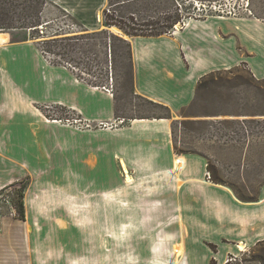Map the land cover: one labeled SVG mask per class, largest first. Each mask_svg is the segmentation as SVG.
<instances>
[{"label":"rangeland","instance_id":"374dc122","mask_svg":"<svg viewBox=\"0 0 264 264\" xmlns=\"http://www.w3.org/2000/svg\"><path fill=\"white\" fill-rule=\"evenodd\" d=\"M213 1H218L224 8L234 7L239 10L238 15L229 17H250L264 22V0H133L125 3H122L121 0H112L111 2L115 4L110 6L106 2L103 9L100 10V22L105 26V13L107 10H114L117 23L123 29L116 25L113 26L117 27L121 34L112 32L111 26H106L109 28L107 29L108 34L93 35V32L96 31L84 29L52 37L42 36L33 30H10L13 38L24 37L25 34H34L35 37L32 36V38L38 41L39 48L48 50L47 53L44 52V55L49 61L68 67L86 80L105 84L106 88L111 89L110 93L115 98V111L118 116L115 121L111 122L115 124L112 128H99L95 121L89 128L84 125L83 121L63 125L51 119L55 117L71 120L83 118L77 111L60 104L43 103L35 105L46 122L71 128L64 133L56 134V136L61 137V140H64L63 137H70L69 151L76 150L83 156H55L56 159L52 167L55 173H53L52 178L23 175L14 181L16 183L14 187H7L0 191V218L4 217L7 220V236H14L15 226L17 229L21 227L23 264H33L34 248L35 250L38 248L40 255H44L45 258L48 253L46 251L51 252L53 250L46 246L48 245L46 235L54 227L41 224L31 225L29 221V225H26L22 220L16 218L14 205L17 195L15 191L25 179L28 183L23 197L28 198L33 195L42 197L40 203L43 206V216L45 217L54 212L51 210L52 200L48 198H55L66 192L82 193L85 197H81L80 206L86 212L87 221L91 218L90 223L81 226L82 231L87 236L86 255L88 264H95L97 259L100 262V258L104 264H111L112 249L115 248L113 249L115 254L117 247L108 244L104 248L101 245L99 239L101 233L107 231L108 220L100 222L99 218L105 216L106 213L105 209L98 211V207L100 208L104 204L110 206L112 200L115 202L116 198V191L111 194L113 198L105 193L111 191L110 185L100 186L99 182L100 174L110 170L111 156H94V152L97 150L93 145H90L94 142L90 138L87 145H80L79 139L84 138L80 131L113 130L128 125L130 119L134 117L163 119V116L168 115L174 151L176 145L182 152L180 154H176V151L173 154L170 153L171 156H167L169 162L165 163L166 165L162 163L163 156H159V165L161 168L164 167L162 170L167 169L166 166L170 165L175 166L177 170V178H174L171 183L165 181L166 187L160 193L151 192V188L155 184H159V182L152 180L146 181L143 184L145 186L141 184L138 190L133 187L129 188L123 197L134 199L131 203L141 206L148 202L154 204L163 200L162 202L165 203L167 209L164 212L167 211L166 216L169 218L175 210V198L182 197L183 203L188 205L198 200L200 203L207 204V201H213L212 189L210 188L219 185L229 192L231 198L240 206L239 208H243L242 213L246 221L258 220L253 223L251 228L264 230V77L256 78L245 64L215 70L210 75L206 74L208 76L205 78L204 85L197 91L193 100L188 105L173 112L170 108L167 110L164 107L166 105L135 92L133 70L130 68L129 62L121 56L123 51L118 46L119 41L113 37L107 38V35L113 34L127 39L129 36L124 31L131 33L135 31L133 28H136V32L139 33L141 28L143 30L141 33L166 31L165 34H172L175 24L179 23L182 27L184 25L183 20L198 13L197 7L200 4L209 5ZM246 3H248L247 7ZM19 9L17 7L15 13L12 14L15 24H17L16 15ZM249 11L250 13H248ZM200 13H205V11L200 10ZM42 17L53 20L47 29H57L67 19L79 24L74 18L70 15L66 16L65 12L50 2L46 4ZM130 18L132 19L130 20ZM79 25L81 26V24ZM68 37L77 38L66 39ZM0 38H2L0 40H5L4 35H0ZM52 38L65 39L59 46L56 43L46 42ZM109 43L112 45V55L108 50ZM46 104L57 106V110L53 114H49L51 117L43 112V106ZM118 120H122L121 123ZM164 120L167 124V120ZM65 123L67 122L65 121ZM166 135L164 139L170 152V138L168 133ZM100 137L109 138L110 136L103 134ZM57 151L64 150L58 148ZM190 160L197 162L198 169L189 164ZM208 164L211 171L207 168ZM114 170L118 171L120 177L115 185H123L121 182V164L119 166L115 162ZM182 174L183 177H181ZM214 176L221 179L223 184L215 183L213 181ZM78 181H83L85 186L81 187ZM147 182L150 183L151 188L148 187ZM170 185L173 186L174 192L171 191ZM117 192L119 198H122L119 190ZM46 195L48 198H45ZM33 202L32 198L27 199V204ZM61 202H65L63 198ZM204 206L200 205L199 208L202 214L198 210L199 219L192 220L189 218L186 224H183V219L179 213L177 214V224H135L132 227L134 233L132 238L121 237L118 240V264H130V260L133 258L136 260L134 264H148L147 261L152 264L151 261L156 257L178 264L175 262L176 260L181 262L186 258H183V255H186L184 238L191 252V255H187V264H219L222 258L227 261L230 256H233L230 254L231 244L236 245L239 241L245 243L244 250L237 251L235 255L239 264H264V242L258 244L256 241L247 244L243 239L235 242L228 238L208 241L206 237L211 227L207 226L210 217L206 205ZM90 207L92 212L89 211ZM220 208H222V204H220ZM225 208L227 214L231 211L232 215L239 210L233 206L231 208L225 206ZM74 212L75 215L79 214L77 211ZM58 213L59 216H62V213ZM252 214H254L253 217ZM95 215L97 216L96 219ZM106 218L108 217L106 216ZM55 228L61 232H66L69 228L75 229V226L60 224L55 225ZM235 232L238 231L235 230ZM249 234L246 232L245 236ZM153 246H158L161 249L160 256L153 254Z\"/></svg>","mask_w":264,"mask_h":264},{"label":"crops","instance_id":"0c3cea01","mask_svg":"<svg viewBox=\"0 0 264 264\" xmlns=\"http://www.w3.org/2000/svg\"><path fill=\"white\" fill-rule=\"evenodd\" d=\"M48 2L74 18L81 24L82 30L109 29L103 26L102 22L95 21L96 12L102 10L108 0H48ZM192 19L194 22L191 26L188 27L184 23L182 27L180 26L179 33L175 32L173 27V32L169 35L163 33L127 37L131 44L135 92L166 105L173 112L193 100L198 80L207 73L245 64L256 78L264 77V22L258 19L260 23L257 24L253 22L255 18L241 16H204ZM0 35L5 37V40H0L1 191L23 175L52 178L55 173L52 169L55 156H83L76 150L69 151L70 137H63L64 140H61V137L56 136L71 128L46 122L36 104H60L77 111L83 119L93 122H113L116 116L115 99L112 94L79 80L68 67L49 61L40 50L36 39L28 36L13 38L10 31H0ZM136 118L130 119L128 125L113 130L80 131L84 136L79 139L80 145H87L90 138L94 141L93 143L89 141L90 145L97 150L94 156H111L110 170L100 174L99 182L100 186L110 185L111 192L116 191V198L115 202L112 200L110 206L104 204L98 207L99 212L103 209L105 213L107 212L105 216L99 218L100 222L109 220L110 223L119 225L120 222L129 219V214L133 224H177L179 213L183 224H186L189 218L198 220L200 205L202 207L206 205L210 217L207 226H211L206 237L208 241L228 238L237 242L243 239L247 244H251L264 240V230L251 228L258 220L246 221L242 213L243 208H239L229 192L219 185L210 188L213 201H207V204L198 200L188 205L183 203L182 197L175 198V210L169 218L166 216L167 211L164 212L166 206L163 200L154 204L148 202L141 206L131 203L134 199L127 197L130 200L129 205L125 210L120 208L117 192L120 185H115L120 177L118 171L114 170L115 162L120 166L118 157L126 160L129 171L133 172L135 177H145L151 176V173L160 175L164 167L161 168L159 165V156H163L162 163L167 164L169 162L167 156L175 153L168 118H163L162 121L160 118H145L149 121H138ZM151 119H157L158 122H150ZM164 119L167 120V124ZM134 120L136 122H133ZM167 133L170 138V152L164 139ZM103 134L110 137H100ZM58 148L64 151L56 152ZM185 156L191 159L188 155ZM153 181L159 184L151 188L147 182L151 192L160 193L166 187L163 180ZM78 183L81 187L85 186L83 181ZM170 187L174 192L173 186ZM148 189L144 190L150 191ZM218 196L221 198L217 199ZM81 197L85 196L82 193L69 192L61 193L55 198H48L46 195L45 198L52 200L51 210L54 211L47 217L43 216L44 210L40 203L42 197L29 196L28 198L34 200L29 204L28 198L23 197L25 221H29L31 225L54 226L46 235L48 245L45 244L53 250H50L51 252L47 250L45 258L44 255H40L38 248L37 250L34 248L33 264L89 263L86 255L87 236L81 226L86 225L91 218L87 221L86 212L80 206ZM62 198L65 202H61ZM225 206L229 208L233 206L239 210L234 215L231 211L227 214ZM74 211L79 214L75 215ZM58 212L62 213V216H59ZM108 214L109 218H106ZM60 224L75 226V229L69 228L66 232H61L55 228V225ZM246 232L250 234L245 236ZM133 236L134 233L128 239ZM185 242L184 238L186 255H183V258H186L181 262L176 260L178 264H187V255H191ZM111 245L117 247L115 254L113 253L115 248L112 249L111 264H118V239L115 242L113 240ZM231 245L230 254L235 256L237 254L235 244ZM153 247V254L160 256L161 249L158 246ZM167 262L175 264L168 260ZM147 263L149 264L148 261ZM0 264H23L21 227L17 229L15 226L14 236L8 237L7 220L4 217L0 218Z\"/></svg>","mask_w":264,"mask_h":264},{"label":"trees","instance_id":"16d2710c","mask_svg":"<svg viewBox=\"0 0 264 264\" xmlns=\"http://www.w3.org/2000/svg\"><path fill=\"white\" fill-rule=\"evenodd\" d=\"M112 0H108V3L110 6H112L113 4H115L114 2H111ZM128 1H133V0H121L122 3L128 2ZM17 3V4H16ZM48 3V0H0V31H10V30H16V29H20V30H25V31H29V30H33L35 32H37L38 34V30L35 29L34 27L39 25L41 23V19H42V12L46 6V4ZM19 7V12L16 15L17 19L16 22L17 24H15L14 22V18L12 16L13 13H15V9ZM106 16V21H105V26H119L117 23V19H116V14L115 11H111V10H107V12L105 13ZM132 18H130L131 20ZM175 24V23H174ZM120 27V26H119ZM121 29H123L122 27H120ZM133 30H135L134 32H127L124 31L128 36H134V35H158V34H163L166 31H160V32H150V33H141L143 30L140 28L139 32H136V28H133ZM101 33H106L108 34L107 29H101L99 31L93 32V35H100ZM25 36H28L30 38L35 37L34 34L32 35H28L25 34ZM110 37H113L115 39H117L119 41V47L122 49L123 53L121 54V56H123L130 65V68L133 70V64H132V51H131V44L129 42V40L124 39L122 37H118L115 36L113 34H109L107 35V38L110 39ZM73 38H77V37H68L66 39H73ZM65 38H52V39H48L46 42L47 43H56L59 46L62 45V41ZM57 45V46H58ZM43 53H47L48 50H45L44 48L40 49ZM108 50L110 52V54H113V50H112V45L109 43L108 44ZM49 51H51L49 49ZM52 52V51H51ZM212 72L207 73L208 75H210ZM76 77L79 80L85 81L86 83H88L91 86H95V87H107L105 84L103 83H99V82H93L90 80H86L83 77L79 76L78 74H75ZM208 75H203L197 82L196 85V91H195V95L197 93V91H199L202 86L204 85L205 82V78ZM115 99V98H114ZM167 110L169 107L164 106ZM115 116L118 117L116 115V111H115ZM135 118V117H134ZM138 118H149V117H138ZM162 118H169L168 115L163 116ZM244 120V119H243ZM175 151L177 153H181L182 150L178 149L175 145ZM208 170L211 171V168L209 167V164L207 165ZM213 181L215 183L218 184H223V181L221 179H219L217 176H214ZM27 180H23L21 182V184H19V188L16 189L15 193L17 195L16 200H15V205L14 208L16 210V218L24 220L25 217V209H24V202H23V194H24V190L27 187ZM16 185V183H10L7 186H5L3 189L7 188V187H14ZM2 189V190H3ZM1 190V191H2ZM262 242H264V240H260L258 241V244H261ZM239 264V261L237 260V257L235 256H230V258L225 262V264Z\"/></svg>","mask_w":264,"mask_h":264},{"label":"bare ground","instance_id":"6f19581e","mask_svg":"<svg viewBox=\"0 0 264 264\" xmlns=\"http://www.w3.org/2000/svg\"><path fill=\"white\" fill-rule=\"evenodd\" d=\"M223 17V16H222ZM217 18V17H216ZM219 18V17H218ZM235 20H242V19H235ZM95 21L97 23L100 22V10H98L95 14ZM192 22H194V20L192 18L186 19L185 24H187V26H191ZM255 23L259 24L260 21L258 19H254ZM180 24L177 23L174 25V29L176 30L175 32L179 33L180 30ZM110 30L114 33H118L121 34V32L119 31V29L115 26H111ZM2 39V38H0ZM163 119H161L160 121H162ZM138 121H149L148 119H138ZM133 122H136V120H134ZM150 122H158V120L156 119H151ZM68 126V125H67ZM119 162L121 164V174H122V182L123 185H121L120 187H118L119 193H121L122 198L120 197L119 199V205L120 208H122L123 210H125L126 206L129 205L130 200L127 199V197H123V194H125L126 192H128V189L130 188H134L137 189L139 188V186L142 184H144L147 180H163V181H167L168 183H171L173 181L174 178H177V170L175 166H166L167 169L162 170V173L159 175L158 173H151V176H145V177H135L134 174L132 172L129 171L127 164H126V160L124 161V159L122 157H118ZM147 164V163H146ZM189 164L195 168V166L197 167V162L190 160ZM148 166V164L146 165ZM191 168V167H190ZM193 168H191L193 170ZM198 169V167H197ZM158 171V170H157ZM208 185H206L207 187ZM208 188V187H207ZM175 189V188H174ZM206 189V188H205ZM115 191L111 192H105L107 195H111L114 194ZM113 198V195L109 196ZM218 198H221V196H218ZM89 211H91V207L89 209ZM92 212V211H91ZM124 212V211H123ZM107 213V212H106ZM125 217L127 216V214L124 215ZM96 215H95V219H96ZM107 217L109 218V216L107 215ZM129 219L124 221V222H120L119 225L116 224H112L109 222H107L108 228L107 231L102 232L101 236H100V242L101 245L105 248L108 244L110 245L113 240H119V238L121 237H126L128 239L129 236H131L133 234V230L132 227L135 225L132 223V218L131 215L128 214ZM26 225L29 223H27V221H23ZM95 222V221H94ZM114 223V222H113ZM131 227V228H130ZM27 229V228H26ZM103 230V229H102ZM119 242V241H118ZM245 248V243L242 241H239L236 245H235V249L237 251H241L244 250ZM188 257V256H187ZM101 259V258H100ZM188 259V258H187ZM102 260V259H101ZM99 262V259H97L95 264H103V260ZM135 259H131L130 262L131 263H135ZM151 261V260H150ZM225 259H220L219 264H224ZM152 264H169L167 261L162 260L160 257H156L154 260L151 261Z\"/></svg>","mask_w":264,"mask_h":264},{"label":"built area","instance_id":"2783aa9c","mask_svg":"<svg viewBox=\"0 0 264 264\" xmlns=\"http://www.w3.org/2000/svg\"><path fill=\"white\" fill-rule=\"evenodd\" d=\"M177 4L179 5V7H181V5L177 2ZM248 6V3H246V7ZM245 7V9H246ZM198 13L193 14V16L190 15L189 18H200L201 16H208L210 14H213L215 16H236L239 14V10H237V8H224L222 6V4H220L218 1H213L211 2L209 5H204V4H200V6L197 7ZM200 10H204L205 13H200ZM179 11H181V8H179ZM210 12V13H208ZM250 13V11L248 12ZM66 16H68L66 14ZM211 16V15H210ZM187 18V19H189ZM52 19H46L44 17H42L41 19V23L37 26H35L34 28L38 30V32L40 34H42V36H47V37H52L55 35H62V34H69L72 32H77L82 30V27L73 22L71 19H67L66 22L62 25V26H58L57 29H47L49 24L52 22ZM186 20H183L182 23L184 24ZM103 89L106 90V92L110 93L111 89L106 88V87H102ZM111 94V93H110ZM57 110V106L56 105H52V104H46L43 106V112H45L47 115L49 114H53L55 111ZM44 114V113H43ZM45 116V115H44ZM51 117V115H49ZM49 120V119H48ZM52 121H56L59 124H68L71 122H84V125L86 127H91L93 125V121L90 120H86V119H63V118H53L51 119ZM65 121L67 123H65ZM119 123H121L122 120H118ZM96 126L100 127H107V128H112L115 126V124L111 123V122H104V121H97L95 122Z\"/></svg>","mask_w":264,"mask_h":264}]
</instances>
